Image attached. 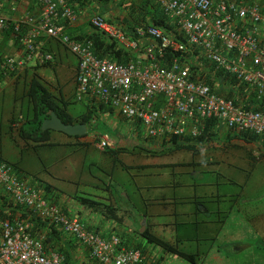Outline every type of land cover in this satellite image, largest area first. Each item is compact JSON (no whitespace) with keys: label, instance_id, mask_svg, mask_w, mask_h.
I'll list each match as a JSON object with an SVG mask.
<instances>
[{"label":"built area","instance_id":"1","mask_svg":"<svg viewBox=\"0 0 264 264\" xmlns=\"http://www.w3.org/2000/svg\"><path fill=\"white\" fill-rule=\"evenodd\" d=\"M177 27L182 39L155 27L127 34L100 15L89 22L119 50L134 54L126 63L98 55L92 40H80V15L69 0H0V89L37 65L52 63L51 45L60 44L78 64L74 82L78 101L103 104L138 121L146 137L170 142L195 139L207 123L214 133H251L264 142V112L250 111L217 93L204 80L192 78L187 58L202 59L264 94V0H151ZM22 11V13H20ZM91 28V27H90ZM194 52H198L195 56ZM177 54L170 62L168 54ZM162 58V59H160ZM198 75V74H197ZM103 136L98 147H112ZM0 264H69L47 249L46 232L36 233L40 219L74 240L88 264H150L145 253L122 245L117 233L91 229L6 162H0Z\"/></svg>","mask_w":264,"mask_h":264},{"label":"rangeland","instance_id":"2","mask_svg":"<svg viewBox=\"0 0 264 264\" xmlns=\"http://www.w3.org/2000/svg\"><path fill=\"white\" fill-rule=\"evenodd\" d=\"M115 13L121 15L118 9ZM51 47L54 52L58 49L59 55L62 50L72 70L64 60L59 62L57 54L52 63L37 65L20 79L2 85L0 156L17 165L30 179L52 185L60 204L71 214L81 216L94 230L116 232L131 245L142 244L150 264L190 263L148 244L139 234L142 228L184 252L197 254L199 264H216L212 258L218 254L229 257L220 264H264V232L257 226L264 225V168L249 163L246 147L239 148V158L228 157L226 164L217 162L215 167H210L213 161L209 160L195 171L196 162L206 161L210 145L204 144L195 156L188 151L163 153L159 141L148 139L144 131L117 114L105 125L103 120L96 123L95 117L90 135L79 139L52 131L53 136L59 134L58 138L52 137L37 149L35 143L27 144L21 139L17 127L10 130L12 117L22 116L25 101L20 97L32 79L63 97L74 117L87 105V100L79 102L75 94L76 58L58 43ZM62 65L67 67L66 72L59 73ZM101 135L126 139L127 145L119 147L122 153L118 159L97 147ZM204 148L205 152L201 150ZM79 196L119 206L123 220L117 224L84 209L75 199ZM197 196L204 198L199 200ZM249 205L250 214L243 212ZM187 209L194 210V214H184ZM213 250L218 252L211 254ZM74 255L77 264H88L82 248L75 247Z\"/></svg>","mask_w":264,"mask_h":264},{"label":"trees","instance_id":"3","mask_svg":"<svg viewBox=\"0 0 264 264\" xmlns=\"http://www.w3.org/2000/svg\"><path fill=\"white\" fill-rule=\"evenodd\" d=\"M69 3L79 13V15L84 13L85 10L89 11V9H91L90 13L92 15L96 14L106 18L109 22L116 24L127 34H134L135 28L138 26H155L182 39V35L177 31V27L170 23L163 12L160 11L151 0H69ZM117 9L121 11V15L115 13ZM87 27L88 29L86 32L82 30V33L77 35L76 38L80 40H92L98 55H109L111 60L116 63H126L131 60L132 56H134V54L127 50H119L113 41L107 39L102 33L94 29L91 22H88ZM67 32L69 34H73L74 30L68 29ZM194 54L196 56L198 52H194ZM175 57H178V55L175 53L174 55H171L169 53L165 58L163 57V59H167V62H170ZM187 60L191 63L193 74L192 78L194 80H204L215 93L227 99H233L236 105L245 110L264 112V94L261 98H259L257 92L247 83L241 82L237 80L236 77H232L224 72L217 71L216 66L206 63L202 59H194V55L189 56ZM20 99L25 101V109L21 112L22 116H19L18 114L17 116L12 117L10 130H14L17 127L18 135L21 139H23V141L27 144L28 142L36 144L34 149H37L40 145H47L53 137L52 130H42V124L45 119L50 117L51 112L54 111L66 124L76 125L84 123L90 127L97 115V112L107 109V107L103 104L90 101L87 105H85L84 110L79 113V115L74 117L69 112L70 104L64 100L63 97H59L55 93L51 92L38 79H32L29 84L24 87V92ZM96 118L97 122L100 121V119L98 120V117ZM132 124L135 129H140V123L137 121ZM216 124V122H213V124L210 122L207 123L208 126L205 134L195 139L174 137L170 142H167L165 139L159 140L160 146L163 148L161 152L164 153L167 150L169 153L174 151H188L193 152L194 156L197 155L200 153L201 143L205 140L210 141L214 139L216 134L213 129ZM234 137L239 139L241 138L246 141L259 139L258 136L247 132L238 133ZM72 138L79 139V137ZM150 140L153 139L150 138ZM134 150L135 147L133 151ZM106 153L110 156L115 155V158L118 159L122 153V149H111L107 150ZM0 162H6L12 165L14 169L21 174V178L32 180L33 185L43 190L45 197L49 201L59 204L57 199L58 197H56L53 193L52 185L37 179H30L29 176L17 165L7 162L2 156H0ZM106 187L108 189L110 188L109 185ZM75 199L81 207L100 215L108 221L113 220L118 224L123 220L120 216L119 206L117 207L112 204L103 203L101 201L83 196L76 197ZM116 203L119 204L118 202ZM1 207H3V205L0 206V212H2ZM62 208L65 212L70 213L66 206H62ZM33 220L36 223V233H41L43 230L46 232L45 243L47 249L60 252L67 258L69 264H77L74 255L75 247L77 245L75 241L62 235L61 232H58L56 227H48L42 220ZM182 225L184 224L182 223ZM90 228L94 229L91 226ZM139 234L147 241L148 244L156 246V248L161 249L164 253L176 255L179 258L185 259L190 264H199L197 254L187 253L180 250L177 245L174 246L156 235H153L148 229L144 232L140 231ZM121 238L122 245L136 250L140 249L143 253H145L146 250L142 244L131 245L127 241H123L122 235Z\"/></svg>","mask_w":264,"mask_h":264},{"label":"crops","instance_id":"4","mask_svg":"<svg viewBox=\"0 0 264 264\" xmlns=\"http://www.w3.org/2000/svg\"><path fill=\"white\" fill-rule=\"evenodd\" d=\"M90 11H91V9H89V11L85 10L84 13L80 14V20H79V23H78L77 27L76 28H71V29L75 30L77 33L79 32L80 34L82 33V30H84V32H86V30L88 29V27H87V24L89 22L88 20H89L90 16L92 15L90 13ZM84 16H87V18L84 19ZM56 51L58 52V49ZM56 51H55V57H57V54H58V53L56 54ZM58 58H59V62L60 63L64 60L65 65L67 67L69 66L70 69L72 68L70 66V64L63 58L62 50H61V54L60 55L58 54ZM58 66H59V63H58ZM67 67L63 66L61 68V72H59V73H63L64 70L66 72L65 68H67ZM76 67H77V63H76V66L73 67L75 72H76ZM3 92H4V89L3 90L0 89V94H2ZM98 117L100 119V121H98V123L100 124V122H102V120H103V122H105L104 123V125H105L108 120L113 119V114L109 110L106 109L104 111H100L99 114H98ZM236 134H238V133L237 132H233V131H228V130H222L221 129V130H219L217 132V134L215 135L213 140H210V141L205 140L203 143H201L200 144L201 148L204 147V144H208V145H210L209 149L211 147H212V149L206 152L207 153L206 154V158H205L206 161H200L199 163L196 162V164L194 165V170L196 171L198 166L199 167H205L201 163L205 162V163L208 164L209 160L213 161V163H212L213 165H211L210 167H215V164H217V162H219L218 164H220V165H224V164H226L225 160H227L228 157H231V156L232 157H238L237 153L239 152V148L240 147H243V148L246 147L247 148V152L249 154V159H250L249 163H252L253 166L255 165V167H258V166L260 167L261 166L262 168H264V142L262 140H260V139H256V140H252V141H250V140L246 141L244 139H241V138L239 139V138L234 137ZM58 136H59V134H54L53 139L54 138H58ZM115 139H117V140H115L116 149H118L121 145L122 146L123 145H127L125 138H122V139L121 138H115ZM235 144H236L235 147L238 149L236 152H235V148H234ZM201 150L203 152L206 151L205 148L201 149ZM134 159L136 160V157H134ZM134 159H133V161H135ZM160 172L164 173L163 171H160ZM209 173H211V172H209ZM194 174H195V172H194ZM99 188L100 187H97V189H99ZM212 188H213V190L215 189V187H212ZM206 194L207 193H205V195ZM201 198H204V197H198L199 200ZM184 203H186V202H184ZM195 203L198 204V202H195ZM185 207H186V205H185ZM256 209H257V211H259L258 208H255V210ZM251 210H252V208L249 205L243 212H246V213L250 214ZM185 213H188V214L189 213H191V214L193 213L194 214V210L191 211V210L187 209V210L184 211V214ZM258 220H261V219H257L255 221H258ZM257 226H259V230L261 232H264V225L262 226L260 223H258ZM184 237H186L185 234H184ZM213 252H218V251L217 250H213L210 253L212 254ZM228 258L229 257H227V258L221 257L218 254V256H215L212 259H213L214 263L220 264L221 262L228 261Z\"/></svg>","mask_w":264,"mask_h":264},{"label":"water","instance_id":"5","mask_svg":"<svg viewBox=\"0 0 264 264\" xmlns=\"http://www.w3.org/2000/svg\"><path fill=\"white\" fill-rule=\"evenodd\" d=\"M42 130L57 131L70 137H83L88 134L87 124H66L54 111L50 113L49 118L44 120ZM141 232H144V228L141 229Z\"/></svg>","mask_w":264,"mask_h":264},{"label":"clouds","instance_id":"6","mask_svg":"<svg viewBox=\"0 0 264 264\" xmlns=\"http://www.w3.org/2000/svg\"><path fill=\"white\" fill-rule=\"evenodd\" d=\"M68 29H71V28H67V31H68ZM77 32L74 30V33L73 34H76ZM53 52H54V50H53ZM54 56H55V52H54ZM77 64H78V62H77ZM77 68V67H76ZM75 94H76V91H75ZM77 97V96H76ZM78 100V99H77ZM79 102H82V101H79ZM90 102V100H87V103H89ZM93 102V101H92ZM113 115L114 114H116L115 112H113L111 109H109V108H107ZM118 115V114H117ZM120 116V115H119ZM122 117V116H121ZM122 118H124V117H122ZM125 120H128V119H126V118H124ZM94 121V120H93ZM129 122H131V123H136V121H134V120H128ZM138 122V121H137ZM93 123V122H92ZM96 123H97V119H96ZM139 123V122H138ZM88 126V125H87ZM91 126L93 127V125L91 124ZM96 127V126H95ZM139 130H141V131H143V129H142V126L140 125V129ZM145 134V133H144ZM88 136L90 135L89 134V127H88V134H87ZM87 135H85V136H87ZM146 135V134H145ZM104 136H108V135H104ZM84 137V136H83ZM102 137H103V135H101V139H102ZM110 138H111V140H112V142H113V144H112V147H108V148H106L105 150H101L99 147H98V145H99V143L101 142V140H100V142L97 144V147L101 150V151H103V152H106L107 150H113V149H116V142H115V140H117V139H113L111 136H109ZM79 138H82V137H79ZM148 138V137H147ZM148 139H150V138H148ZM158 141V140H157ZM32 181V180H31ZM59 204H60V202H59ZM62 205V204H61ZM81 217V216H80ZM144 223H145V221H144ZM110 233H116V232H110ZM105 234V233H104ZM117 234H119V233H117ZM120 235V234H119ZM120 237H121V235H120ZM121 241H122V238H121Z\"/></svg>","mask_w":264,"mask_h":264}]
</instances>
